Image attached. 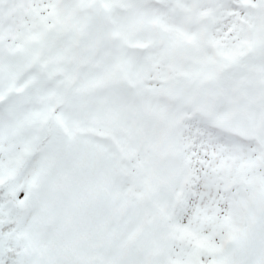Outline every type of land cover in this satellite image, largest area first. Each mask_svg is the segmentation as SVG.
<instances>
[{
    "label": "snow or ice",
    "instance_id": "obj_1",
    "mask_svg": "<svg viewBox=\"0 0 264 264\" xmlns=\"http://www.w3.org/2000/svg\"><path fill=\"white\" fill-rule=\"evenodd\" d=\"M0 264H264V0H0Z\"/></svg>",
    "mask_w": 264,
    "mask_h": 264
}]
</instances>
